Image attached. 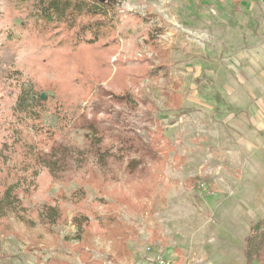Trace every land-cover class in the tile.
Instances as JSON below:
<instances>
[{
  "label": "rangeland",
  "instance_id": "1",
  "mask_svg": "<svg viewBox=\"0 0 264 264\" xmlns=\"http://www.w3.org/2000/svg\"><path fill=\"white\" fill-rule=\"evenodd\" d=\"M119 2L111 35L75 44L31 22L39 0H0V198L13 185L26 208L0 217V264H174L180 247L184 264H244L264 222V0ZM24 80L45 95L42 134L15 109ZM99 223L128 230L130 256Z\"/></svg>",
  "mask_w": 264,
  "mask_h": 264
},
{
  "label": "trees",
  "instance_id": "2",
  "mask_svg": "<svg viewBox=\"0 0 264 264\" xmlns=\"http://www.w3.org/2000/svg\"><path fill=\"white\" fill-rule=\"evenodd\" d=\"M119 3V0H39L35 12L37 15L33 19H30L36 27L46 29L49 27H64L73 31L72 41L75 44H95L115 31L116 23L114 17L117 15L116 11ZM22 23L23 22H21V24ZM19 26L22 27L21 25ZM23 27L26 28L25 26ZM11 41L14 40L11 38ZM3 53L7 54L9 52L5 50ZM8 64V58L6 55H3L0 58V72H3L5 66ZM19 88L20 90L16 96L17 106L15 109L25 114L28 119L32 121V125H34L36 131L42 134V132H44L43 127L46 126L42 124V115L49 110V107L46 101L43 100L42 95L39 93V87L34 81L24 80L21 82ZM62 119L60 126L58 125L57 127L58 130L66 128L68 123H70V120H67V116L62 117ZM58 130L53 129L51 132H48L46 136H50L48 138L54 141L62 134V131L60 130V132H57ZM46 132L47 131H45V133ZM40 143H43L42 140ZM38 151L39 149H37L35 153L37 161H40L42 166L47 167L51 173H53V167L57 162L53 160L50 163V161L43 160ZM4 180H7L6 175L4 176ZM15 189L13 185H10L3 191L0 198V217H3L8 210L19 213V209H26ZM199 196V194L196 195V197ZM73 197H78V199L85 198L86 192L83 189H79L73 193ZM43 207L44 208L40 212L43 222L52 225L57 224L61 218L60 207L52 204H45ZM262 220L263 219L259 217L257 221H252L251 223L250 233L243 248L245 264L262 263L261 260L264 250V222H262ZM91 222L92 220L87 214L77 213L74 215L73 223L77 228L78 242L82 241L85 227ZM107 224L108 223L102 225L99 223L103 233L114 240H117L119 236H121L123 238L122 246H124L126 254L130 255V251L126 245V240L130 237L128 230H125L121 235L111 228L112 224H108L109 226H107ZM114 249L115 253L112 260L117 261L122 253L120 250L116 249V246ZM178 261L179 259L175 264ZM55 262L54 264H68L65 260H62L60 263ZM97 264H100V262L97 261Z\"/></svg>",
  "mask_w": 264,
  "mask_h": 264
},
{
  "label": "built area",
  "instance_id": "3",
  "mask_svg": "<svg viewBox=\"0 0 264 264\" xmlns=\"http://www.w3.org/2000/svg\"><path fill=\"white\" fill-rule=\"evenodd\" d=\"M151 248L148 247V250ZM140 264H172V260L167 258L162 253H156L140 262Z\"/></svg>",
  "mask_w": 264,
  "mask_h": 264
},
{
  "label": "crops",
  "instance_id": "4",
  "mask_svg": "<svg viewBox=\"0 0 264 264\" xmlns=\"http://www.w3.org/2000/svg\"><path fill=\"white\" fill-rule=\"evenodd\" d=\"M233 4H234V6H235V8H236V10H237V12L240 14V15H242V11L239 9H237V7H238V4H237V2H233ZM253 220H251V222H252ZM251 228V227H250ZM245 244V243H244ZM181 248V247H180ZM180 248H177V251L179 252V254H178V256H177V259L175 260V262L179 259V261L176 263V264H184L185 263V256L182 254V251H181V249ZM130 254H131V252H130ZM243 255H244V252H243ZM130 256V255H129ZM128 256V257H129ZM175 264V263H174ZM244 264H245V259H244Z\"/></svg>",
  "mask_w": 264,
  "mask_h": 264
},
{
  "label": "water",
  "instance_id": "5",
  "mask_svg": "<svg viewBox=\"0 0 264 264\" xmlns=\"http://www.w3.org/2000/svg\"><path fill=\"white\" fill-rule=\"evenodd\" d=\"M42 98H43V99L45 98V95H44V94H42Z\"/></svg>",
  "mask_w": 264,
  "mask_h": 264
}]
</instances>
